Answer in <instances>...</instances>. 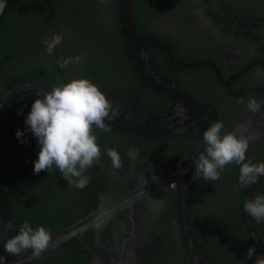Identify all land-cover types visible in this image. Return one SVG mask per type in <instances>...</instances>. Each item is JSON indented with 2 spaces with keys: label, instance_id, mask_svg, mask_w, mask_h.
<instances>
[{
  "label": "flooded vegetation",
  "instance_id": "flooded-vegetation-1",
  "mask_svg": "<svg viewBox=\"0 0 264 264\" xmlns=\"http://www.w3.org/2000/svg\"><path fill=\"white\" fill-rule=\"evenodd\" d=\"M172 1L175 13L150 18L148 24L178 44L141 32L159 46L141 49L139 37L140 57L152 78L188 95L192 104L146 83L133 62L140 81L125 71L124 82L96 83L106 86L104 94L118 109L115 119L179 130L148 133L113 126L121 130L119 136L105 139L107 133L94 128L103 141L101 163L85 174L91 177L90 191L70 186L59 192L63 212L46 217L52 224L44 226L51 234L47 250L39 259L24 251L14 264H255L264 256V223L244 209L246 200L264 194V176L241 188L239 166L229 164L220 180L206 181L196 177L193 160L203 152L204 131L219 121L223 133L249 140L247 159L264 163V0H180L187 2L186 20L172 16L179 0ZM94 9H104L102 2ZM42 41L35 53L44 58L55 57L67 42L49 55ZM9 67L0 74V88L16 80L17 68ZM74 72L69 65L67 74ZM41 83L54 88L67 82ZM250 98L260 103L258 111L246 107ZM109 148L119 152L121 169H112ZM131 150H137L134 157ZM233 190L242 194L246 224H238L237 213L227 214ZM56 203L44 209H56ZM233 223L238 225L232 228ZM214 244L227 255L206 257L204 249Z\"/></svg>",
  "mask_w": 264,
  "mask_h": 264
},
{
  "label": "trees",
  "instance_id": "trees-1",
  "mask_svg": "<svg viewBox=\"0 0 264 264\" xmlns=\"http://www.w3.org/2000/svg\"><path fill=\"white\" fill-rule=\"evenodd\" d=\"M99 2H102L104 8L100 11L94 9ZM172 2L134 0L137 31L158 35L148 24V20L163 14L169 17ZM178 4L177 15L172 16L178 20H186L184 16L187 2L179 0ZM105 17L107 24L104 27L98 26L97 22ZM123 21L121 0H8L0 15V58L3 57L0 59V74L3 69L10 68L9 66L17 68V74L14 82L8 83L5 89L0 88V95L11 86L24 82H70L79 78L89 79L104 93L106 86L96 82H124L125 71L133 74L130 79L140 81L129 55ZM54 33L62 34L63 42L67 41L66 45L58 50L57 55L44 58L35 53L40 47L41 39L49 38L48 35ZM161 37L174 46L178 44L171 37ZM139 44L141 49L149 48L150 44L155 45L156 49L159 46L157 42L143 37L139 39ZM78 55L82 56L83 60L79 65L73 66L74 75L67 74L68 67H59L57 61L60 57ZM107 85L114 88L108 83ZM42 93L43 90L35 88L16 92L0 109V188L10 213L9 239L18 234L21 223L26 219L33 228L46 226L49 229L52 224L46 217L60 216L64 203L59 192L70 188L58 169L53 168L50 173L41 171L36 174L34 162L38 159L40 151L36 138L30 131L25 132L22 138L15 135L17 129L24 131L28 127L25 118L31 111L34 100L41 98ZM21 108L23 114L18 115ZM108 126L111 131L106 134L105 139L108 136H119L117 132L121 130ZM94 134L100 145L102 138L96 132ZM21 139H25L26 143H21ZM84 191L89 192L90 189L86 187ZM239 193L240 191L232 194L233 201L227 205L230 207L227 214L237 213L238 224L243 225L246 224V217L242 208V194ZM52 201L58 202L57 208L45 210L44 207ZM219 217H222L221 214ZM238 224L233 223L230 226L234 228ZM219 247L220 245L214 244L212 248L208 246L204 249V253L207 252L206 257L211 258L210 254L214 257L227 255L222 250L219 251ZM15 256L6 253L8 262ZM212 263L216 264L214 260Z\"/></svg>",
  "mask_w": 264,
  "mask_h": 264
},
{
  "label": "clouds",
  "instance_id": "clouds-1",
  "mask_svg": "<svg viewBox=\"0 0 264 264\" xmlns=\"http://www.w3.org/2000/svg\"><path fill=\"white\" fill-rule=\"evenodd\" d=\"M63 39L64 36L59 33L53 34L50 39L45 38L42 41L45 51L51 55ZM82 60L80 55L60 57L57 63L59 67L67 68L69 65H79ZM239 102L244 103L243 98ZM260 106L254 98H250L246 104L251 112L258 111ZM17 114H23V108ZM117 114L118 109L96 84L87 78L72 79L51 91L43 92L41 98L35 99L25 118L28 127L24 131L17 129L15 135L22 138L25 132L30 131L36 138L40 146L38 159L34 162L36 174L58 169L69 186L83 190L91 182V177L85 173L101 163V147L97 143L94 128L104 133L110 132L111 128L105 119H115ZM223 129V122L218 121L204 131L203 152L197 159H193L196 177L215 182L222 178L221 174L229 164H235L239 166L238 183L241 188L256 184L264 176V163H253L246 158L249 149L247 138L223 133ZM20 142L26 143V140L21 139ZM136 152L131 150L130 155L134 157ZM106 153L114 171L123 167L117 150L109 148ZM157 202L163 204V200ZM244 209L257 223H264V194L246 200ZM96 227L99 230L102 223ZM50 239L51 234L45 227L33 228L26 219L21 223L18 234L6 241L4 249L12 255L30 249L32 256L39 259L47 250ZM254 252V246L249 248L247 259H251ZM255 264H264V256H257Z\"/></svg>",
  "mask_w": 264,
  "mask_h": 264
},
{
  "label": "water",
  "instance_id": "water-1",
  "mask_svg": "<svg viewBox=\"0 0 264 264\" xmlns=\"http://www.w3.org/2000/svg\"><path fill=\"white\" fill-rule=\"evenodd\" d=\"M8 0H0V15L4 10ZM121 11L123 14V24L125 26V33H126V42L128 46L129 55L132 59V62L139 74V76L149 85L156 87L158 89L164 90L169 93H173L178 95L182 99H184L188 104H192V100L188 97V95L181 93L180 91L176 90L175 88L158 82L154 78H152L144 68V65L141 61L140 51H139V44L138 39L139 37H149L151 36L138 32L135 26L134 21V0H121ZM35 88L40 89L43 91H51L53 87L43 84L41 82H25L18 84L16 86L11 87L10 89L6 90L0 96V109L4 102L14 93ZM105 123L108 125L125 128L129 130L139 131V132H148V133H171L177 132L179 129L176 128H167V127H158V126H150L146 124H139L133 123L127 120H117L105 119ZM10 213L9 208L7 206L4 194L0 188V264H14L13 262H8L6 257V252L4 249V245L8 240V232L10 227Z\"/></svg>",
  "mask_w": 264,
  "mask_h": 264
}]
</instances>
